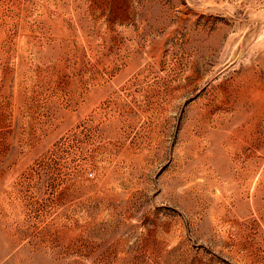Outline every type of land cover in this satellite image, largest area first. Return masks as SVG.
I'll list each match as a JSON object with an SVG mask.
<instances>
[{"label":"rangeland","instance_id":"1","mask_svg":"<svg viewBox=\"0 0 264 264\" xmlns=\"http://www.w3.org/2000/svg\"><path fill=\"white\" fill-rule=\"evenodd\" d=\"M0 264H264V0H0Z\"/></svg>","mask_w":264,"mask_h":264}]
</instances>
